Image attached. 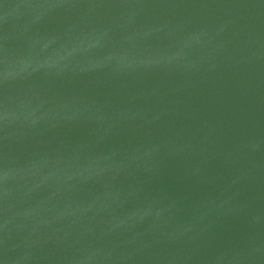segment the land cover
<instances>
[{
  "label": "water",
  "instance_id": "obj_1",
  "mask_svg": "<svg viewBox=\"0 0 264 264\" xmlns=\"http://www.w3.org/2000/svg\"><path fill=\"white\" fill-rule=\"evenodd\" d=\"M0 264H264V0H0Z\"/></svg>",
  "mask_w": 264,
  "mask_h": 264
}]
</instances>
